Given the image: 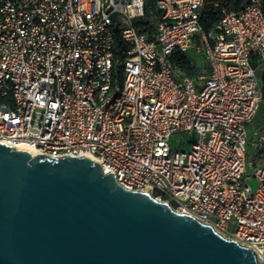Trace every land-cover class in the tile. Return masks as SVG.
Returning a JSON list of instances; mask_svg holds the SVG:
<instances>
[{"label":"built area","instance_id":"2783aa9c","mask_svg":"<svg viewBox=\"0 0 264 264\" xmlns=\"http://www.w3.org/2000/svg\"><path fill=\"white\" fill-rule=\"evenodd\" d=\"M222 1L0 0V142L93 159L262 261L264 0Z\"/></svg>","mask_w":264,"mask_h":264},{"label":"water","instance_id":"95a60500","mask_svg":"<svg viewBox=\"0 0 264 264\" xmlns=\"http://www.w3.org/2000/svg\"><path fill=\"white\" fill-rule=\"evenodd\" d=\"M0 264H264L90 158L0 142Z\"/></svg>","mask_w":264,"mask_h":264},{"label":"rangeland","instance_id":"374dc122","mask_svg":"<svg viewBox=\"0 0 264 264\" xmlns=\"http://www.w3.org/2000/svg\"><path fill=\"white\" fill-rule=\"evenodd\" d=\"M195 65L198 68V75L204 74V70H205L204 69V64H202L201 62L195 60ZM260 76H261L262 83H263V88H264V71H261L260 72ZM251 127H252L253 130L260 131V133L263 130V128H264V103L262 104L261 110L259 111V113H258V115L256 117V120L254 121V123H253V125ZM172 145H173V148L174 149H178V150L183 149V150H185L187 152L191 149V146L190 145L184 144L182 142V136H175L173 138ZM251 154H253V151H251ZM248 161H250V159H248ZM248 173H249V175H252L253 174V169H251L250 167H248ZM247 184L253 190H256V188H257V182H256V180H254V179L248 180L247 181Z\"/></svg>","mask_w":264,"mask_h":264},{"label":"trees","instance_id":"16d2710c","mask_svg":"<svg viewBox=\"0 0 264 264\" xmlns=\"http://www.w3.org/2000/svg\"><path fill=\"white\" fill-rule=\"evenodd\" d=\"M246 0H223L219 6V8H226L228 11L232 10H238L242 8V6L245 4ZM209 16H212V14H209ZM144 25L146 22L143 23ZM195 60L201 62L204 64V69L207 68V65L200 59H197L196 57L191 58H179L177 61L180 65V67L191 77H195L198 75V68L195 65Z\"/></svg>","mask_w":264,"mask_h":264},{"label":"crops","instance_id":"0c3cea01","mask_svg":"<svg viewBox=\"0 0 264 264\" xmlns=\"http://www.w3.org/2000/svg\"><path fill=\"white\" fill-rule=\"evenodd\" d=\"M261 71H264V67L260 68V70H259V75H260V72H261ZM260 77H261V76H260ZM261 80H262V79H261ZM262 84H263V83H262ZM263 90H264V88H263ZM251 130H253L252 127H251Z\"/></svg>","mask_w":264,"mask_h":264},{"label":"bare ground","instance_id":"6f19581e","mask_svg":"<svg viewBox=\"0 0 264 264\" xmlns=\"http://www.w3.org/2000/svg\"><path fill=\"white\" fill-rule=\"evenodd\" d=\"M27 151H29L34 157H36V155L33 151H31L30 149H27Z\"/></svg>","mask_w":264,"mask_h":264}]
</instances>
